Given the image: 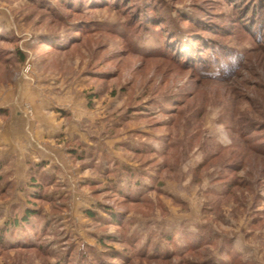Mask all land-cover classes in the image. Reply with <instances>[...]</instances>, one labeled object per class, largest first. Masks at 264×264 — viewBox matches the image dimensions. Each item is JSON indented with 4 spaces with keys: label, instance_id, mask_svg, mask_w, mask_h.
I'll return each instance as SVG.
<instances>
[{
    "label": "rangeland",
    "instance_id": "rangeland-1",
    "mask_svg": "<svg viewBox=\"0 0 264 264\" xmlns=\"http://www.w3.org/2000/svg\"><path fill=\"white\" fill-rule=\"evenodd\" d=\"M143 1L0 0V114L46 102L87 174L0 264H264V0H160L191 49L166 10L139 26Z\"/></svg>",
    "mask_w": 264,
    "mask_h": 264
},
{
    "label": "crops",
    "instance_id": "crops-1",
    "mask_svg": "<svg viewBox=\"0 0 264 264\" xmlns=\"http://www.w3.org/2000/svg\"><path fill=\"white\" fill-rule=\"evenodd\" d=\"M46 106V102L35 103L32 114L22 109H14L8 116L0 114V192L5 195L0 198V229L10 227L19 209L27 207V195L34 190L29 186V171H44L58 180L66 176L69 184L74 183L76 173L82 181L87 177L75 167L74 158L70 161V150L79 151L74 143L83 141L84 134L78 128L64 129L59 114ZM61 189L52 188L48 193L57 197L64 193ZM84 198L81 202L87 204L89 196Z\"/></svg>",
    "mask_w": 264,
    "mask_h": 264
},
{
    "label": "trees",
    "instance_id": "trees-1",
    "mask_svg": "<svg viewBox=\"0 0 264 264\" xmlns=\"http://www.w3.org/2000/svg\"><path fill=\"white\" fill-rule=\"evenodd\" d=\"M159 1L160 0H148V1L144 0L142 2V6H144L145 11H143L144 14H140L138 16V18H139L138 19V23H139L138 25L139 26L141 25L140 19H145L146 21L147 20L150 21L152 18H154L155 20H157V18H161L159 16L160 14H158V13H162L166 10L169 12V13L166 12L167 15H169L168 19L173 20V21H175V23H177V27H178L177 32L175 30L174 33L176 32L179 37L182 35L181 41L185 44V46L188 49H191V45L194 42H192L193 38L191 37L190 34L193 32H196V30H197L196 27L194 25H192V19L184 18L180 15H179V17H177L176 15L172 16L171 15V11H172L171 7H169L170 8V10H169L165 6H162ZM254 3H256V2L254 1ZM256 11L257 10H254V12H256ZM153 13L156 16H152V15H154ZM150 14H151V16H149ZM262 15L263 14L261 13V11L259 13H256V16L259 17L258 19H260V21L263 20V24H264V16H262ZM178 23L179 24L182 23L184 26L180 27L178 25ZM145 26H147V25H145ZM153 26L152 27L147 26V27L154 30V32L157 31L155 29V27L156 28L162 27V29H163V24H159L158 26H155V27H153ZM171 26H172V29L176 28L175 25H171ZM136 27H138V26H136ZM262 27L264 28L263 25H262ZM158 33H160V32H158ZM172 34H173V32H172ZM197 37L199 38V36H197ZM170 38L173 39L172 36ZM16 52H17V54H19L20 60L25 59L23 52L20 49H17ZM200 62L202 63V61H200ZM239 128H240V130L238 132L240 134H244V133L247 134L246 135L247 141H250V140L252 141L253 139L249 136L252 135V133L254 131L258 130V129H253L254 131H248L246 133V129H243V128L241 129V127H239ZM247 137H249V138H247ZM257 147H258L259 151L264 152V147H259V146H257ZM77 151L78 150H76V149L70 150L71 154H75L76 156L79 153ZM125 172L133 173L131 168H128V166L124 167L121 173L123 174ZM125 179L129 180L130 176L128 175L126 178L121 177L118 180V185H120V187L115 188V189L118 190L119 192L123 193L125 195V198H127V199L128 198H131V199L137 198L139 195H132L130 193L128 194L127 192H123L124 184H122V182L125 181ZM155 180L157 181V179H155ZM55 183H56V177L53 175H48L44 171L41 172L38 170V171H33V173H31L30 178H29V186L32 187L34 190L32 191V193L30 192L27 195L28 205H27L26 209H24L23 212H21V213L15 214V219L12 222V225L10 227L6 226V227L0 229V248L2 250H10V249H14V248L15 249L16 248H21V249H29L30 248L31 249V248L42 247L41 245L37 244V239L41 235V233L45 230L44 229L45 222L43 220L45 216H44V213L42 212L41 208L37 206V203L48 202L52 198L49 195L48 190L50 189V187L55 185ZM104 209H105L106 213L110 214V217L112 216L113 219L116 218V214H114L112 209H107V207H104ZM89 215L94 216L95 213L90 212ZM113 219H109V220L113 221ZM42 220L44 223L43 227L39 226L40 225L39 222ZM20 233L22 234V236Z\"/></svg>",
    "mask_w": 264,
    "mask_h": 264
}]
</instances>
